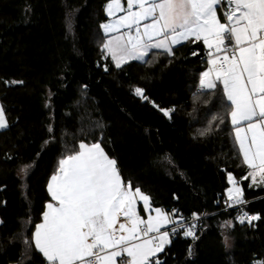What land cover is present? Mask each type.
<instances>
[{
  "label": "trees",
  "instance_id": "1",
  "mask_svg": "<svg viewBox=\"0 0 264 264\" xmlns=\"http://www.w3.org/2000/svg\"><path fill=\"white\" fill-rule=\"evenodd\" d=\"M107 3L0 0V102L8 122L0 130V264H48L35 249V225L51 202L47 186L59 161L82 142L100 143L153 206L174 218L178 211L203 216L196 237L171 238L150 264H261L264 186L242 179L249 168L222 86L194 94L207 67L204 45L188 41L172 56L154 50L117 68L104 49ZM229 174L244 203L222 210ZM245 212L259 219L240 223Z\"/></svg>",
  "mask_w": 264,
  "mask_h": 264
},
{
  "label": "snow or ice",
  "instance_id": "2",
  "mask_svg": "<svg viewBox=\"0 0 264 264\" xmlns=\"http://www.w3.org/2000/svg\"><path fill=\"white\" fill-rule=\"evenodd\" d=\"M222 3L227 5L224 22L218 15ZM105 10L109 17L124 13L101 26L105 33H115L104 49L117 68L144 61L153 49L172 56L174 47L184 42H203L209 67L199 86L209 91L222 86L235 140L252 170L242 179L251 177L256 183L259 170L264 183V0H126V7L122 0H108ZM135 92L143 97L141 88ZM164 114L170 116L168 110ZM6 127L0 106V129ZM228 180V200L243 204L242 189L231 174ZM47 190L52 202L32 239L48 264H150V257L169 242V231L161 229L175 224L171 214L151 209L148 195L125 184L117 161L100 143H80L78 151L62 158ZM137 199L144 211L156 215L143 219ZM238 219L251 223L259 217L244 213ZM184 234L194 236L191 227ZM224 243L230 246L227 236Z\"/></svg>",
  "mask_w": 264,
  "mask_h": 264
},
{
  "label": "built area",
  "instance_id": "3",
  "mask_svg": "<svg viewBox=\"0 0 264 264\" xmlns=\"http://www.w3.org/2000/svg\"><path fill=\"white\" fill-rule=\"evenodd\" d=\"M207 60L208 57L206 55V52L204 53V55L202 56V64L207 66ZM206 89H201L200 86L198 87V89L194 92L195 93H200L205 91ZM229 204H231L232 206L230 207ZM242 204H237L234 201H223V208L222 210H227L230 208H235L238 206H241ZM247 213V212H245ZM248 217H252L251 214L247 213ZM203 216H201L198 212H193L191 215H184V213L182 211H178V220L175 222V224H171L168 227H166L164 230H168L170 233L171 238H176L180 235L182 236H186V237H190V238H194L197 235V231H198V223L199 221L202 219ZM123 217H120V220H123ZM192 228V231L194 232V236H187L184 233L188 230V228ZM175 228V232L172 231V229ZM163 230V231H164ZM153 235V234H150Z\"/></svg>",
  "mask_w": 264,
  "mask_h": 264
},
{
  "label": "crops",
  "instance_id": "4",
  "mask_svg": "<svg viewBox=\"0 0 264 264\" xmlns=\"http://www.w3.org/2000/svg\"><path fill=\"white\" fill-rule=\"evenodd\" d=\"M226 9H225V7H224V5H223V3L219 6V8H218V15H220V17H221V22H224V20H223V12L225 11ZM222 12V13H221ZM120 15H123V12H117L116 13V16H113V17H109V19L105 22V23H103V25L104 24H108V23H111V22H113L118 16H120ZM104 30V29H103ZM122 31H126L125 29H122ZM105 32V31H104ZM106 35H107V37H106V40H105V43H107V41H108V39L112 36V35H115V33H105ZM199 42H201L202 44H203V42L202 41H199ZM184 43H186V42H184ZM183 43V44H184ZM204 45V44H203ZM179 46V45H178ZM177 47V46H176ZM175 48V47H174ZM204 49H205V52H207V48H206V46L204 45ZM154 50H159V49H153V50H151L149 53H148V55L147 56H145L144 57V60H146L147 59V57L149 56V54L152 52V51H154ZM129 62V61H128ZM125 64V63H124ZM123 65V64H122ZM208 67H209V65H208V63H207V67H206V69L204 70V72L205 71H207L208 70ZM0 106H2L1 105V102H0ZM6 117V116H5ZM7 120V119H6ZM7 126H8V122H7ZM4 129V128H3ZM1 130V129H0ZM234 135H235V133H234ZM82 143H84V142H82ZM85 144H87V143H85ZM237 144H238V142H237ZM89 145H91V144H89ZM238 146H239V144H238ZM101 147L104 149V147L101 145ZM105 150V149H104ZM105 153L107 154V152L105 151ZM108 155V154H107ZM109 156V155H108ZM243 156V155H242ZM109 158H112V157H110L109 156ZM112 159H114V158H112ZM118 168V167H117ZM249 168V167H248ZM119 170V169H118ZM250 171H252L250 168H249V171L248 172H250ZM258 171V175H257V177H256V179H258V180H256L258 183L257 184H252V182H251V180H252V178L251 177H249V179H250V185L251 186H254V187H261V186H264V183H261L260 182V175H259V170H257ZM121 174V173H120ZM121 177H122V175H121ZM122 180L124 181V178L122 177ZM236 180V179H235ZM50 181V180H49ZM125 182V181H124ZM238 182V181H237ZM126 184V183H125ZM239 184V183H238ZM240 185V184H239ZM242 188V187H241ZM133 189V188H132ZM135 189H133V191H134ZM142 192V191H141ZM142 193H144V192H142ZM145 194V193H144ZM147 195V194H146ZM52 202V201H51ZM142 205L143 206V201H141V200H139V199H137V211L139 212V205ZM150 207H151V209H156V208H159V209H161L162 211H164L165 213H168L166 210H164V209H162L161 207H155V206H153L152 205V202H151V198H150ZM143 209H144V206H143ZM139 214L141 215V217L143 218V219H147L148 218V216L149 215H152V216H155L156 215V213H155V211H144V213H140L139 212ZM170 214V213H169ZM171 218H172V220L173 221H177L178 220V218H174L172 215H171ZM43 222V221H42ZM42 222H40V223H42ZM119 222H124V219L123 220H120V218H119ZM0 223H1V220H0ZM39 223V224H40ZM169 225H171V223L170 224H167L166 226H165V228L166 227H168ZM117 227H118V224H117ZM165 228H162L161 229V231H163ZM170 241H171V236H170V234H169V242L168 243H166L164 246H166V245H168L169 243H170ZM157 254V253H156ZM155 254V255H156ZM152 257H150V259H151Z\"/></svg>",
  "mask_w": 264,
  "mask_h": 264
},
{
  "label": "rangeland",
  "instance_id": "5",
  "mask_svg": "<svg viewBox=\"0 0 264 264\" xmlns=\"http://www.w3.org/2000/svg\"><path fill=\"white\" fill-rule=\"evenodd\" d=\"M122 2L124 3V6L126 7V0H122ZM133 10H135V9H133ZM123 14H124V13H123ZM231 175L234 177L233 174H231ZM234 178H235V177H234ZM258 179H259V178H258ZM258 179H256V180H258ZM235 181L237 182V180H235ZM251 182H252V180H251ZM257 183H258V182H256V183H253V182H252V184H257ZM237 186L241 188V186L238 184V182H237ZM230 187H232V184H231V183H230ZM230 187H229V188H230ZM241 189H242V188H241ZM231 203H232V201H231ZM224 234H225V236H227V235H226V231H225ZM227 237H228V236H227ZM228 238H229V244H231V238H230V237H228ZM157 253H158V252H157Z\"/></svg>",
  "mask_w": 264,
  "mask_h": 264
},
{
  "label": "water",
  "instance_id": "6",
  "mask_svg": "<svg viewBox=\"0 0 264 264\" xmlns=\"http://www.w3.org/2000/svg\"><path fill=\"white\" fill-rule=\"evenodd\" d=\"M242 199H243V197H242Z\"/></svg>",
  "mask_w": 264,
  "mask_h": 264
}]
</instances>
